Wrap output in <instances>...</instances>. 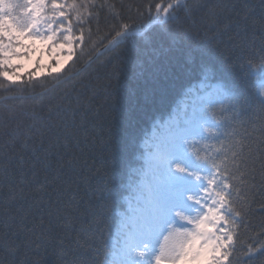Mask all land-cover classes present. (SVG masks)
Instances as JSON below:
<instances>
[{
  "label": "snow or ice",
  "instance_id": "1",
  "mask_svg": "<svg viewBox=\"0 0 264 264\" xmlns=\"http://www.w3.org/2000/svg\"><path fill=\"white\" fill-rule=\"evenodd\" d=\"M227 7L206 5L200 0H172L166 6L149 3L137 14L143 13L146 21L137 25L135 17L123 15L121 6L119 21L112 16L114 26L104 41L109 51L130 40L134 47L137 43L151 47L155 28L167 30L168 22L181 12L190 16L207 8L209 15L215 16L217 9ZM96 8V0L79 4L77 0L71 4L62 0H0V76L11 78L15 72L13 58L26 59L34 51L23 43L25 40L46 44L50 57L54 49H59L52 66L58 63L57 57L71 59L77 47L85 46L84 16H91ZM242 21L245 31L257 27V21H250L247 14ZM180 31L185 37L191 36L190 29L181 27ZM259 33L260 63L264 65V13ZM104 41L100 42L102 46ZM36 63L39 65V59ZM54 79L59 81L61 76ZM209 79L205 76L201 81V91L212 88L228 95L224 85L209 84ZM88 87L84 85L81 91ZM73 91L66 90L46 103L42 98L45 93L32 104L28 97H0L4 106L0 112V253L4 254L0 264H24L18 260L21 233L25 234L23 246L35 245L36 250L42 246L41 241L50 244L54 238L58 240V264H232L239 254H244V264H264V244L257 241L251 246L241 245L240 235V229L246 227V209L251 210L249 202L255 203L259 197L264 205V118L251 131L245 129L239 139H233L230 158H225L231 167L221 170L216 163L220 155L206 159L199 151L190 150V137L203 117L195 107L188 113L184 105L182 119L172 115L162 123L157 121L144 137L139 163L121 193L123 202L105 199L111 192L105 183L96 190L98 203L80 213V201L71 185L58 183L60 172L78 163L73 147L79 145L81 136H87L83 124L76 121L83 103L79 95L72 98ZM210 95L206 93L201 99ZM204 110L216 116L211 101ZM207 164L215 175L208 177L206 186L201 172ZM197 189H203L204 196ZM192 212H196L194 217ZM76 214L85 219L75 230L71 244L66 245L55 230L72 228ZM107 221L115 229L109 232L115 250L106 251L101 261L100 253L108 243Z\"/></svg>",
  "mask_w": 264,
  "mask_h": 264
},
{
  "label": "trees",
  "instance_id": "2",
  "mask_svg": "<svg viewBox=\"0 0 264 264\" xmlns=\"http://www.w3.org/2000/svg\"><path fill=\"white\" fill-rule=\"evenodd\" d=\"M82 2L84 0H77L78 4ZM170 2L172 0H96L97 8L92 15L84 16L85 40L82 43L85 46L77 50L65 69L66 74L31 80L25 78L20 83H11L0 76V97L17 100L28 97V103L32 104L42 93H45L42 97L45 103L55 100L66 90L75 89L73 99L80 96L83 107L77 110L76 121L78 125L83 124L87 136H81L79 145L73 147L78 163L71 170L65 168L60 172L58 182L61 186L71 185L72 192L80 201V213H86L90 205L98 203L96 190L105 183L111 188L105 199H112L117 204L123 202L121 193L131 182L139 163L144 137L153 124L168 117L185 92L206 75L213 82L224 85L228 95L212 105L215 117L207 112L220 125L219 133L209 144L210 149L196 146L192 151H199L206 159H216L220 155L221 159H216V163L221 170L230 168V162L225 158H230L229 148L233 139H239L245 129L251 131L264 118V96L259 89L264 75V65L260 63L259 33V21L264 13L262 0H200L206 5L223 4L228 7L217 9L215 16H210L207 8L198 9L190 16L181 12L168 22L167 30L155 28L151 47L142 43L134 47L130 40L116 51L108 50V42L104 38L114 26L112 16L115 15L119 21L121 6L123 15L135 17L134 22L140 25L146 21L143 13L137 15L142 6L149 3L166 6ZM101 3L107 6L100 8ZM246 14L250 21H257L255 30L251 27L244 30L242 17ZM152 15L155 16V11ZM160 16L163 17V13ZM181 27L190 29L191 36L185 37ZM101 41H104L103 46ZM57 76H61L59 81L54 79ZM84 85L89 87L81 91ZM3 107L0 102V112ZM207 166L212 169L211 164ZM49 180H53L51 175ZM249 203L251 210L246 209V227L240 229L241 245L251 246L257 241L264 244V237H261L264 232V205L259 197L255 203ZM84 219V216L76 214L72 228L55 230L66 245L71 244L75 230ZM114 231L111 221H107L105 237L108 243L100 253L101 261L105 252L112 250L109 232ZM18 241L22 245L18 260L24 264H33L34 261L58 264V240L55 238L50 244L41 241L42 246L38 250L35 245L23 246L24 233ZM3 258L4 254L0 253V259ZM244 262V254L232 260V264ZM254 264H259V261Z\"/></svg>",
  "mask_w": 264,
  "mask_h": 264
},
{
  "label": "rangeland",
  "instance_id": "3",
  "mask_svg": "<svg viewBox=\"0 0 264 264\" xmlns=\"http://www.w3.org/2000/svg\"><path fill=\"white\" fill-rule=\"evenodd\" d=\"M62 2L71 4L72 0H62ZM57 23H59V21H57ZM74 23H77L75 19H73V24ZM23 43H25V45H31L34 51H31L28 58L26 59L25 58H13V60L11 61V65H12V68L15 69V72L11 74V78L4 76V78L11 83H20L24 81L25 78H29V73H32L31 78H41L43 76L60 75L65 71V69L68 67V65L74 59V56H75L74 55L71 59H69L66 56L57 57L58 63L55 66H52V58L55 57V54L57 51H59V49H54L52 57H50L45 51L46 44H42L39 40H36V41L25 40L23 41ZM79 48L80 47H77L75 49V52H77ZM64 51H69V49H64ZM37 59H39L40 61L39 65H37L36 63ZM206 76L210 77L209 75H206ZM204 78L205 77H203V79ZM208 83L209 84H220V83L213 82L211 78L208 80ZM200 85H201L200 82L195 84L194 86L190 88L192 91H189L188 93L185 92V95H184L186 96L185 97L186 101L184 102V105H188L187 106L188 113H190L193 107H195L198 111L201 112L202 117H203L200 124L196 126L195 132L190 137L189 143L190 145H192L190 149L191 151L196 146L207 147L208 149H210L209 144L212 142L215 136L219 133L220 125L217 122L213 121L207 115V111H205L204 109H206L209 101H211L213 105L216 102L223 101L227 97V95H225L224 93L220 91H215L212 88H205L204 91H201ZM259 89L262 95L264 96V75L263 74L259 82ZM206 93H211V95L206 97L205 99H201V97H205ZM181 101L179 102L176 108L178 109L180 108L184 100L182 102ZM165 120H167V117L163 120H160L159 122H163ZM201 175L205 177L204 182H205V185L207 186L208 177L210 175H215V173L213 172L211 168H209L206 165L205 171L201 172ZM216 179L218 180L219 177L216 176ZM197 190L200 196H204L203 189H197ZM190 215L194 217L196 215V212H192L190 213ZM188 227H191V225H189ZM111 244H112V250H115L112 240H111Z\"/></svg>",
  "mask_w": 264,
  "mask_h": 264
},
{
  "label": "bare ground",
  "instance_id": "4",
  "mask_svg": "<svg viewBox=\"0 0 264 264\" xmlns=\"http://www.w3.org/2000/svg\"><path fill=\"white\" fill-rule=\"evenodd\" d=\"M201 83V82H200ZM187 93L189 92V89L186 91ZM186 96H184L181 100L183 101H181L182 102V104H181V106H180V110L178 109V108H174V111H172V114L169 116V117H171L172 115H175L176 116V118L178 119H181L182 118V116H183V114H182V111H181V109L184 107V102L186 101V98H185ZM189 102V101H188ZM186 106H188V105H186ZM169 117H167V120L169 119ZM162 123V122H161ZM197 192H198V190H197Z\"/></svg>",
  "mask_w": 264,
  "mask_h": 264
},
{
  "label": "water",
  "instance_id": "5",
  "mask_svg": "<svg viewBox=\"0 0 264 264\" xmlns=\"http://www.w3.org/2000/svg\"><path fill=\"white\" fill-rule=\"evenodd\" d=\"M107 48V47H106ZM92 61V60H91ZM91 61H89L88 63H87V65L91 62Z\"/></svg>",
  "mask_w": 264,
  "mask_h": 264
}]
</instances>
